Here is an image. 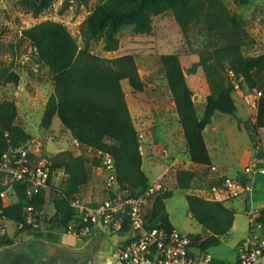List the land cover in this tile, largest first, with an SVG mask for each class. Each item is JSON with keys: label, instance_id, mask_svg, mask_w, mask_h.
I'll list each match as a JSON object with an SVG mask.
<instances>
[{"label": "trees", "instance_id": "1", "mask_svg": "<svg viewBox=\"0 0 264 264\" xmlns=\"http://www.w3.org/2000/svg\"><path fill=\"white\" fill-rule=\"evenodd\" d=\"M35 13L48 8L55 0H23ZM75 2L87 4V0H63L67 8ZM171 11L184 36L193 26H199L211 37L214 45L210 50L199 52V60L190 68L195 72L200 67L208 87L202 115L198 114L193 92L189 87L179 55L163 53L161 67L170 91L178 122L181 125L190 160L196 165H210L203 129L215 114L233 116L236 104L233 98L234 79L248 90H257L254 121L242 122L252 141V147L259 145L258 132L264 129V52L248 57L242 49L251 41V36L236 14H232L222 0H98L97 5L83 23L84 46L80 47L68 28L61 22L44 20L22 30V38L29 42L39 63L52 74L53 93L48 98L40 126L49 129L57 117L61 125L77 140L83 150H91L96 156L90 160L84 153L74 155L63 151L50 159V170L55 175L62 170L65 181L54 188L52 178L48 188L55 190L53 197V220L57 226L68 231L75 211L70 201L75 199L81 187L91 176L90 164L102 165L97 153H108L114 161L116 180L120 188L130 189L135 194L149 186V180L142 170V153L138 132L130 114L122 80H127L133 91L141 92L144 82L140 77L133 54L105 58L91 53L88 43L99 36L104 37V48L114 51L118 46V33L131 25L135 33L144 34L151 30V15ZM19 76L9 68H0V87L18 84ZM17 105L12 100L0 102V157L11 148L22 145L31 136L16 123ZM257 157L262 154L257 152ZM91 162V163H89ZM196 177L192 170L176 172L177 186L182 190L190 188ZM165 190L158 192L146 214L149 227L174 229L166 210L165 202L171 198L165 182L158 180ZM223 180H217L222 182ZM216 182V181H215ZM244 184V183H243ZM18 199L4 207L3 215L15 224L23 222V208L29 202L22 187H17ZM43 190L35 208L42 210L45 204ZM186 202L190 216L207 233L189 234L201 249L219 245L221 238L231 230L235 211L224 203L208 200L195 194H187ZM264 227V205L257 217ZM29 228V227H28ZM130 229L124 222L118 235ZM33 230V229H32ZM10 242L1 239L0 246Z\"/></svg>", "mask_w": 264, "mask_h": 264}, {"label": "rangeland", "instance_id": "2", "mask_svg": "<svg viewBox=\"0 0 264 264\" xmlns=\"http://www.w3.org/2000/svg\"><path fill=\"white\" fill-rule=\"evenodd\" d=\"M222 1L232 14L239 17L251 36V41L242 49L243 53L248 57L263 53L264 0ZM97 3L98 0H87L85 5L71 2V5L65 8L63 0H55L48 8L37 14L23 0H0V68H9L19 76L18 84L8 83L0 87V102L12 100L16 103L18 109L16 123L31 137L42 138L45 141L43 154L49 160L63 151H69L74 155L84 153L90 160L96 156V153L77 148L71 134L61 125L57 117L53 119L49 129L40 126L45 104L53 93L52 74L45 65L38 62L29 42L22 38V30L44 20L58 21L68 28L80 47H83V23ZM150 18L151 30L148 33H135L131 25L124 26L118 33L116 50H105L103 36L90 40L89 50L105 58L133 54L144 82V89L141 92L133 91L127 80H122V88L127 94L131 109L139 114L136 116L146 114L157 118L164 113V115L168 114L167 117L171 120V114L176 110L164 78L160 56L163 53L178 54L187 83L193 96H196L194 100L196 109L198 114L202 115L199 95H207V83L200 67L196 68L195 72H191L190 68L199 60V52L210 50L215 41L212 42L211 37L199 26H192L184 36L171 11L151 15ZM257 93V90H248L243 83L239 84V88H234L233 98L238 106L235 117L246 118L248 112V118L240 120L239 123L251 120L253 116L251 109ZM158 105L161 106V110ZM143 110L146 113L142 115ZM224 116L229 117L225 114ZM138 120L135 118L136 122ZM235 121L236 119H232L235 126L231 124L237 136L233 143H225L228 137L226 130L211 132L217 142L215 144L208 142L209 151L218 164H233L230 170L233 175L230 176H237L235 180L246 184L247 175L236 173L239 167L234 165L240 153L246 151L249 142L252 147V141L245 129H237ZM89 167L90 180L81 187L78 196L85 201L96 202L105 197L106 173L102 165L96 167L90 164ZM143 169L150 179L155 176L145 157ZM65 177L62 170H57L52 176L53 187L61 186ZM162 180L167 183V190L172 191L171 198L166 200V207L175 229L185 234H201L205 237L207 233L189 214L186 195L195 194L206 198L215 180L203 181L194 178L188 190L178 188L176 174L171 175L167 180L165 177ZM260 180L264 182V177ZM255 187V193L262 196L264 184ZM54 195L53 188L46 190L42 222L38 228L32 230L26 226L19 227L15 223L9 224V234L5 240L10 243L0 246V264H116L113 249L121 237L115 232L102 233L96 230L91 236L78 239L60 229L53 220ZM248 196L249 193L246 192L233 199L234 201L231 200L233 202L228 207L235 211L232 229L221 238L219 245L208 249L211 256L224 262L235 261L236 247L247 236L249 218L244 206L248 202ZM256 209L262 208L253 206V210Z\"/></svg>", "mask_w": 264, "mask_h": 264}, {"label": "built area", "instance_id": "3", "mask_svg": "<svg viewBox=\"0 0 264 264\" xmlns=\"http://www.w3.org/2000/svg\"><path fill=\"white\" fill-rule=\"evenodd\" d=\"M234 87L239 88L234 79ZM260 92L255 96L258 98ZM139 141L142 138L138 134ZM74 145L81 149L79 142ZM45 141L42 138H28L22 145L9 149L0 157V240L9 234V224L14 223L3 215L4 207L18 199L17 187H22L29 204L23 208L24 219L19 227L36 229L42 222L43 209L35 205L43 190L48 188L52 178L51 162L44 157ZM141 148V143H140ZM102 160L106 173L105 197L92 202L80 196L70 201L75 211V219L70 222L67 233L81 239L91 236L96 230L102 233H119L125 221L130 229L121 235L113 249L116 264H264V227L257 217L261 209L246 210L249 218L247 236L236 249L234 262H224L203 250L189 234L173 229L166 232L163 228L149 227L146 214L154 196L165 187L159 181L149 182L141 193L122 189L117 183L114 161L108 153H97ZM249 190V186L235 179L213 182L205 199L221 203L238 198Z\"/></svg>", "mask_w": 264, "mask_h": 264}, {"label": "crops", "instance_id": "4", "mask_svg": "<svg viewBox=\"0 0 264 264\" xmlns=\"http://www.w3.org/2000/svg\"><path fill=\"white\" fill-rule=\"evenodd\" d=\"M205 96V94L199 95V107L201 108V112L204 109ZM125 98L130 114L133 118L134 126L138 134L142 135V138L140 139V143H142V146L140 148L142 153V169L144 166L145 157L147 164L151 168L152 172L155 173V176L152 179H150V177H148V175L145 173L149 182L158 181L162 178L164 179V177L165 180H167L171 175L176 174L178 170L183 169L195 171V178H200L203 181H217L218 179L225 180L237 178V176H230L233 175L232 171H230L231 168H233V164L221 165L213 159L211 152L209 151L208 142L212 144H215L217 142L216 138L211 135V132L226 130L228 137L225 139V143H233L234 138H236L237 136L233 131L235 125L234 122H232V119H236L235 123L237 129H242L243 125L242 123H239V121L247 119L248 112L246 118L235 117L237 110L235 115L233 116L229 115V117H226L224 116V114H215L213 116L211 122L203 129L202 132L208 153L211 158V164L196 165L190 160L186 148V140L184 138L181 125L178 122V116L176 112H173L171 114L172 120L167 117L168 114L164 115V113H162V116L160 114L157 118L146 116V114H144L146 113L144 110L142 112V115L144 114L143 116H136L137 113H135L131 109L130 101L127 98L126 92ZM256 101L253 105V109H251V113L253 115L251 116L252 121H254L255 119ZM157 107L159 108V110H161L160 105H158ZM237 107L238 106L236 105V108ZM135 118H138L139 120L136 122ZM231 124H233L234 126ZM258 140L259 145L255 149L251 147L248 140L249 144L247 145L246 151H244V153H240L238 159L235 160L237 163H235L236 165H234L239 167L236 173H244L248 177L246 185L249 186V190L247 191L249 193V196L248 202L244 206L245 210H253V206L256 208H262L264 205V194L260 196L255 193V186L264 184V182L260 180L262 179V177H264V129H259ZM257 152H260L262 156L257 157ZM165 185L167 186L166 182ZM191 186L194 185L191 184ZM233 201H229L224 204L228 207V205H231Z\"/></svg>", "mask_w": 264, "mask_h": 264}, {"label": "water", "instance_id": "5", "mask_svg": "<svg viewBox=\"0 0 264 264\" xmlns=\"http://www.w3.org/2000/svg\"><path fill=\"white\" fill-rule=\"evenodd\" d=\"M196 99V96H193V100H195Z\"/></svg>", "mask_w": 264, "mask_h": 264}]
</instances>
